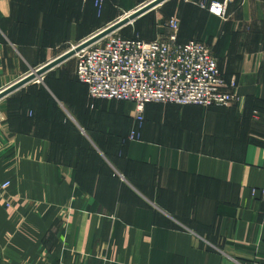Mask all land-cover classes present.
I'll use <instances>...</instances> for the list:
<instances>
[{
  "label": "crops",
  "instance_id": "crops-1",
  "mask_svg": "<svg viewBox=\"0 0 264 264\" xmlns=\"http://www.w3.org/2000/svg\"><path fill=\"white\" fill-rule=\"evenodd\" d=\"M126 1L106 0L100 19L85 0H0V91ZM189 1L180 41L210 46L238 101L148 106L129 142L120 101L88 121L87 86L80 103L68 67L0 100V264H264V0H232L225 19ZM84 123L90 152L68 141Z\"/></svg>",
  "mask_w": 264,
  "mask_h": 264
},
{
  "label": "built area",
  "instance_id": "built-area-1",
  "mask_svg": "<svg viewBox=\"0 0 264 264\" xmlns=\"http://www.w3.org/2000/svg\"><path fill=\"white\" fill-rule=\"evenodd\" d=\"M94 1L101 11L105 0ZM232 0L201 4L225 19ZM180 19L173 17L166 37L145 41L114 33L76 55V78L87 86L91 101H120L132 106L138 128L148 104L228 108L238 101L236 78L230 81L206 42H179ZM134 129L130 137H138ZM10 182L0 184L4 195ZM6 208L11 203L5 204ZM264 223V213L262 216Z\"/></svg>",
  "mask_w": 264,
  "mask_h": 264
},
{
  "label": "rangeland",
  "instance_id": "rangeland-1",
  "mask_svg": "<svg viewBox=\"0 0 264 264\" xmlns=\"http://www.w3.org/2000/svg\"><path fill=\"white\" fill-rule=\"evenodd\" d=\"M143 1L127 0L126 2L122 3V5H118L114 11V15H116V17H118V19H115V21H113V23L116 22V20L118 21L120 18L125 17L126 15L130 14L134 10L140 8L141 6L145 5L146 3H148L152 0H143ZM188 2H190V1L189 0H168L167 2L162 4L161 6L155 8L154 10L150 11L149 13L145 14L144 16L135 20L131 24L124 26L123 28L119 29L118 31H116L114 33L120 34V35L125 36V37H127V36H140L141 35L146 40L147 39L151 40V39L166 37L169 33V28H168L169 21L173 17H177L178 19H180V17L182 18V16H185L186 6L189 5ZM220 2H222V1H220ZM102 16L103 15H97V17L100 19L102 18ZM184 25L186 28H189L188 22L184 23ZM104 28H106V27H104ZM98 32H96V33H98ZM83 41L84 40H80L76 44H73V46H76ZM73 46H70L67 49V51L69 49H71ZM77 59L78 58L75 55L73 58L65 61L64 63H62L61 65H59L58 67H56L54 69L59 71V69H60L59 67H61V68L62 67L63 68L68 67V69H70V71H72V76L76 77ZM41 66L33 67V68H39ZM28 72L30 73V71H28ZM29 73H26L25 75L20 77V79H22L23 77H25ZM20 79H18L17 81H19ZM44 81H45V77L43 76V80L37 79V80L33 81L32 83L26 85L25 87L17 90L16 93L18 91L22 92V93H26L28 91H33V89H35L36 86L41 85ZM72 88H73L76 96L79 97V102H80V99L83 96L82 95L83 89L77 83H74ZM108 103H114V102H108ZM119 104H121L124 107L125 111L127 112V116L133 120L134 114L132 112V110H133L132 106H130L126 103H120V102H119ZM233 106H231V107H233ZM163 107H165V106H163ZM228 108H230V107H228ZM96 110H97V108L96 109H90V107H88V111H90V114L87 115L88 121L93 122V115L92 114L95 115ZM144 120H145V118H144ZM144 127H145V124L140 129H142V128L144 129ZM131 132H130V134H131ZM136 132H137V135H139V136L135 137V138H131L129 135V137H128L129 142L142 140L144 133H139L138 131H136Z\"/></svg>",
  "mask_w": 264,
  "mask_h": 264
},
{
  "label": "water",
  "instance_id": "water-1",
  "mask_svg": "<svg viewBox=\"0 0 264 264\" xmlns=\"http://www.w3.org/2000/svg\"><path fill=\"white\" fill-rule=\"evenodd\" d=\"M168 0H152L145 5L141 6L140 8L136 9L134 12L126 15L123 18H120L115 23L109 25L108 27L102 29L98 33L92 35L91 37L87 38L80 44L73 46L68 51L64 52L57 58L53 59L52 61L42 65L39 68L31 69L30 73L27 74L25 77L20 79L19 81L13 83L12 85L8 86L7 88L0 91V100L13 94L17 90L25 87L26 85L32 83L35 80H43V76L53 70L54 68L58 67L65 61L73 58L78 53L82 52L83 50L93 46L94 44L98 43L99 41L103 40L104 38L108 37L109 35L113 34L114 32L118 31L119 29L123 28L126 25L131 24L135 20L139 19L140 17L144 16L145 14L149 13L150 11L154 10L158 6H161Z\"/></svg>",
  "mask_w": 264,
  "mask_h": 264
},
{
  "label": "trees",
  "instance_id": "trees-1",
  "mask_svg": "<svg viewBox=\"0 0 264 264\" xmlns=\"http://www.w3.org/2000/svg\"><path fill=\"white\" fill-rule=\"evenodd\" d=\"M213 1H220V0H206L205 2L206 3H208V4H210L211 2H213ZM223 1V0H222ZM105 2H106V0L104 1V3H103V6H102V9H101V11H99L98 10V8L95 6V3H94V1H86V3H90V4H94V6H95V10L97 11V13H98V15H103V13H104V6H105ZM210 14V13H209ZM212 16V15H211ZM214 17V16H213ZM217 18V17H216ZM180 31H179V42L180 43H187V42H189V41H187V42H181L180 41V32H181V29H182V21H181V17H180ZM125 37V36H124ZM140 38V39H143V40H145V41H152V40H154V39H151V40H146L145 38H143L141 35L140 36H127L126 38ZM195 41H200V42H204L203 40H195ZM215 56V55H214ZM216 57V56H215ZM217 58V57H216ZM218 60V59H217ZM75 82L79 85V86H82V83H80L79 82V80L75 77ZM88 96V95H87ZM87 101H88V107H90V109H96L97 108V104H99V103H103V102H114V101H107V100H98V101H91V100H89V98H87ZM120 103H124V102H120ZM153 105H156V106H173V107H180V108H185V107H189V106H184V107H182V106H178V105H172V104H155V103H152V104H148L147 106H146V109H147V107L148 106H153ZM193 107H198V108H203V107H199V106H193ZM218 108V107H217ZM225 108V107H224ZM98 109V108H97ZM203 109H205V108H203ZM208 109H210V108H208ZM87 114H90V111H88V108L86 107L85 109H83ZM96 113H97V110H96ZM85 118V117H84ZM144 118H145V120H144V123H143V126H144V124L146 125V110H145V114H144ZM87 119H85V121H86ZM69 125H71V124H69ZM133 129H136V131H138L139 133H144V129H145V127H144V129L142 128V129H139L138 128V123L137 122H135V120L133 119L132 120V127H131V129H130V131L128 132V136L130 135V132L133 130ZM75 131V130H74ZM78 132V133H77ZM94 131H93V129H90L89 127H88V125L86 124V123H84L83 124V126H81V131L80 130H78V131H76V133L78 134V136L77 135H75V134H73V133H68V141H69V143H70V145L72 146V145H75V143H78V147L79 148H83L86 152L88 151V152H90L91 151V149H92V146H91V144L90 143H88L87 142V140L84 138V137H82L83 136V134H87V135H91L92 133H93ZM83 133V134H82ZM80 136V137H79ZM122 144H129V142L127 141V143L125 142L126 141V139L124 140V138H122ZM121 147V146H120ZM120 147H119V149H120ZM121 151V150H120ZM114 177H117V178H119V176L115 173L114 174Z\"/></svg>",
  "mask_w": 264,
  "mask_h": 264
},
{
  "label": "bare ground",
  "instance_id": "bare-ground-1",
  "mask_svg": "<svg viewBox=\"0 0 264 264\" xmlns=\"http://www.w3.org/2000/svg\"><path fill=\"white\" fill-rule=\"evenodd\" d=\"M159 7V6H158ZM134 12V11H133ZM115 23V22H114Z\"/></svg>",
  "mask_w": 264,
  "mask_h": 264
}]
</instances>
